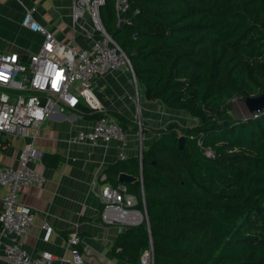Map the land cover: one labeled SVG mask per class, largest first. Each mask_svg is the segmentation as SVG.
I'll return each instance as SVG.
<instances>
[{
    "label": "trees",
    "instance_id": "1",
    "mask_svg": "<svg viewBox=\"0 0 264 264\" xmlns=\"http://www.w3.org/2000/svg\"><path fill=\"white\" fill-rule=\"evenodd\" d=\"M128 1L138 12L116 28L114 0H105V31L145 100L198 124H168L141 157L107 168L113 186L120 173L141 178L126 187L147 215L117 234L113 257L140 264L151 247L152 264H264V109L225 117L234 97L264 93V0ZM111 117L125 130L121 115ZM41 161L53 169L60 158Z\"/></svg>",
    "mask_w": 264,
    "mask_h": 264
},
{
    "label": "crops",
    "instance_id": "2",
    "mask_svg": "<svg viewBox=\"0 0 264 264\" xmlns=\"http://www.w3.org/2000/svg\"><path fill=\"white\" fill-rule=\"evenodd\" d=\"M29 8H36L34 20L58 41L68 45L73 43L76 49L89 46L82 35L73 36L70 30L71 0H0L1 53H17L26 60L40 49L42 36L21 26L25 9ZM93 92L109 116L117 113L124 118L125 145L114 141L106 145L74 142L79 131H89L95 125L94 113L82 103L75 110H55L41 124L32 141L35 160L30 167L45 178V183L19 190L18 202L35 213L34 222L20 239V244L31 256L42 252L51 254L55 259L49 264H61L59 259L71 258L67 239L72 233L80 239L78 249L85 264H127L111 253L122 229L106 226L100 220L101 204L95 193L103 185H111L105 181L107 168L119 160L139 157L168 124L176 123L182 128L198 124L184 111L171 110L158 101L148 102L142 89L143 115L140 127H136L131 112L136 98L130 80L123 72L98 77ZM179 119L183 121L179 122ZM30 141L29 138L1 134L0 165L18 168L19 154ZM43 154L58 155L59 165L53 169L45 167L41 161ZM5 193L6 190L0 188V213ZM43 223L52 228L47 242L43 240ZM0 264H7L1 245Z\"/></svg>",
    "mask_w": 264,
    "mask_h": 264
},
{
    "label": "built area",
    "instance_id": "3",
    "mask_svg": "<svg viewBox=\"0 0 264 264\" xmlns=\"http://www.w3.org/2000/svg\"><path fill=\"white\" fill-rule=\"evenodd\" d=\"M104 3L105 0H71L70 30L73 36L80 34L89 42L87 48L76 49L73 43L58 41L34 20L36 8H29L25 9L21 26L42 36L40 49L26 60L17 53L0 52V135L31 140L19 154L18 168L0 165V188L6 190L1 200L0 245L7 264H49L55 259L47 252L31 256L20 244L34 222L35 213L18 202L19 190L45 183V178L32 169L30 163L35 160L32 141L47 116L55 110H75L82 103L100 118L91 130L79 131L74 142L106 145L114 141L125 145V130L107 114L93 92L98 77L115 72L130 75L134 85L137 84L130 60L103 27L99 10ZM137 12L131 9L128 0H114L115 27L128 24L130 15ZM205 155L211 156L209 152ZM95 196L101 204L100 220L106 226L123 230L146 220L144 211L136 208V197L124 184H105ZM41 229L43 240L47 242L52 228L43 223ZM79 245V237L70 234L67 249L71 258L58 261L85 264ZM152 263L153 252L149 247L141 255L140 264Z\"/></svg>",
    "mask_w": 264,
    "mask_h": 264
},
{
    "label": "rangeland",
    "instance_id": "4",
    "mask_svg": "<svg viewBox=\"0 0 264 264\" xmlns=\"http://www.w3.org/2000/svg\"><path fill=\"white\" fill-rule=\"evenodd\" d=\"M126 75L128 76L130 80V84L132 86L133 97L136 98V102L133 101L131 112L133 114L132 120L134 121L135 126L137 125L136 127H138L139 123L141 122L142 115H143V107L140 102V97L142 96V88L138 82L137 84L134 85L132 77L128 74ZM245 99L246 98L244 97H234L233 99H231L225 109V117H228L234 120L240 119V118L241 119L248 118L249 113L247 112V109L244 104ZM182 121L183 120L179 119V122H182ZM190 126H193V124H190Z\"/></svg>",
    "mask_w": 264,
    "mask_h": 264
},
{
    "label": "water",
    "instance_id": "5",
    "mask_svg": "<svg viewBox=\"0 0 264 264\" xmlns=\"http://www.w3.org/2000/svg\"><path fill=\"white\" fill-rule=\"evenodd\" d=\"M244 104L245 107L247 109V112L249 114H257L259 113L262 109H264V93L259 95L258 97H248L244 100ZM185 144V138L184 137H180L178 139V148L180 150L183 149ZM140 168H141V162H140ZM140 179L135 178L131 175H128L126 173H120L117 177V183L120 184H132L136 181H139ZM145 219L147 220V215H146V211L143 212Z\"/></svg>",
    "mask_w": 264,
    "mask_h": 264
}]
</instances>
